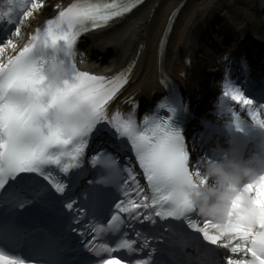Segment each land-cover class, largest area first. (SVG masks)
I'll return each instance as SVG.
<instances>
[{
	"label": "snow or ice",
	"instance_id": "snow-or-ice-1",
	"mask_svg": "<svg viewBox=\"0 0 264 264\" xmlns=\"http://www.w3.org/2000/svg\"><path fill=\"white\" fill-rule=\"evenodd\" d=\"M46 0H7V10L0 12V21L14 23L12 16L17 7L22 9L21 16L30 18L37 10H43ZM109 3L101 8L92 3H71L61 8L58 17L47 21L46 28L37 29L30 39L18 46L15 40L8 39L0 43V191L9 179H15L25 173H40L42 167L50 163V154L62 151L77 144L81 150L88 147L89 137L111 126L113 136L121 138L122 146H130L135 152L139 168L153 186H166L174 181L171 174L174 167L175 152L185 151L183 130L179 128L177 116L180 106L168 107V114L162 119L145 117L143 125L129 114L126 118L120 111L113 110L121 90L128 84L124 74L110 77L91 74L79 70L74 60L71 62L72 75L64 80L60 87L51 90L43 75L47 60L38 58V50L56 46L73 48L79 37L89 27L99 29L109 22L132 12L137 3ZM22 23V21H20ZM22 28L15 27V37H20ZM11 50L6 60L2 57ZM68 62V61H67ZM69 63V62H68ZM258 95L264 97V88ZM223 96L242 106L248 117L264 127V103L257 104L245 91L235 85H226ZM55 109L60 116L78 117L73 123L61 128L53 126L51 112ZM241 128L240 114L230 110ZM189 171L191 167L189 166ZM264 176L256 183L245 185L252 207L234 204L229 219L223 224L203 220L191 225L200 239L192 242L190 264H264ZM63 193L65 188L56 185ZM71 207V205H69ZM183 215L169 213L168 216ZM117 219L113 217V220ZM121 224L112 226L113 232H120ZM123 234V233H122ZM97 240L103 235H97ZM206 242V243H205ZM96 245V241H93ZM147 241L139 243L127 238L118 245L107 243L90 246V252L100 259L97 264H151L145 249ZM121 251L141 252L143 257L127 260L120 256ZM103 253V255H101ZM0 264H27L20 257L8 255L0 250Z\"/></svg>",
	"mask_w": 264,
	"mask_h": 264
},
{
	"label": "bare ground",
	"instance_id": "bare-ground-1",
	"mask_svg": "<svg viewBox=\"0 0 264 264\" xmlns=\"http://www.w3.org/2000/svg\"><path fill=\"white\" fill-rule=\"evenodd\" d=\"M69 1L46 0L43 10H37L32 17L22 19L21 36H12L13 40L18 46L24 45L30 32L53 14L57 6ZM177 8L181 9L174 24L169 49L167 48L165 52L163 66L176 68L175 61H179L178 72L190 78L189 93L193 95L194 101L201 110L215 109L222 103H218V106L210 105V100H207L209 95L205 78L208 74L213 75L216 65L206 56V52L199 50L197 39L202 32L205 34L211 28L214 21L225 23L221 20V14L225 13L231 18V22L236 21L237 25H242L250 34H254L257 27H264V0H149L132 18L99 35L91 36L87 43L88 55L94 57V62H102L109 56L113 58V64L125 65L143 45L144 50L135 74L136 81L129 89L131 94H147L158 84L159 42L167 28L168 18ZM241 30L242 33L243 29ZM261 40L264 43V35ZM237 45L242 49V44ZM197 51L204 52L201 59L198 58ZM11 54L10 49L6 50L2 58L6 60ZM187 56L191 59L189 65L182 62V59ZM206 57L208 60L204 59ZM210 89L213 90V87Z\"/></svg>",
	"mask_w": 264,
	"mask_h": 264
},
{
	"label": "clouds",
	"instance_id": "clouds-1",
	"mask_svg": "<svg viewBox=\"0 0 264 264\" xmlns=\"http://www.w3.org/2000/svg\"><path fill=\"white\" fill-rule=\"evenodd\" d=\"M48 53L47 87L54 91L72 75V67L64 57H73L74 50L61 45L49 48ZM77 118L72 115L62 117L55 109L51 112L53 126L61 128L73 123ZM203 175L205 178H211L213 183L200 189H188L189 197L200 215L223 225L229 219L234 200L241 202L246 210L252 207L244 186L256 183L264 176V161L258 170L248 161L213 160L207 163Z\"/></svg>",
	"mask_w": 264,
	"mask_h": 264
}]
</instances>
